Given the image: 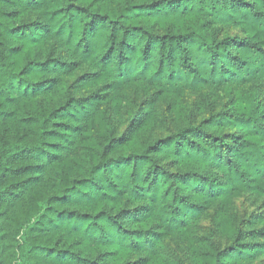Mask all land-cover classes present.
I'll return each mask as SVG.
<instances>
[{
  "label": "trees",
  "instance_id": "16d2710c",
  "mask_svg": "<svg viewBox=\"0 0 264 264\" xmlns=\"http://www.w3.org/2000/svg\"><path fill=\"white\" fill-rule=\"evenodd\" d=\"M263 85L264 0H0V264L264 260Z\"/></svg>",
  "mask_w": 264,
  "mask_h": 264
},
{
  "label": "rangeland",
  "instance_id": "374dc122",
  "mask_svg": "<svg viewBox=\"0 0 264 264\" xmlns=\"http://www.w3.org/2000/svg\"><path fill=\"white\" fill-rule=\"evenodd\" d=\"M229 32L235 33L237 31L231 29L229 30ZM260 92L262 96L264 92V85L262 86ZM195 102H196V96L194 95L190 96L189 103L193 105L192 107L193 116L195 114H198V111L194 108ZM205 114L206 113L200 112L197 116V119L195 120H199ZM173 130H174V126L168 125L167 129L157 132V135L166 136L172 133ZM263 209H264V197H258L251 193H246L234 200L233 210L237 219L239 220V222H241L242 227H244L245 223L248 220L257 216L259 212L262 211ZM212 213H213V209L207 211L206 214L203 216V218L200 221V227L198 233L201 235L209 236L210 238H212V240L217 242L219 246H223L227 241L225 237H221L218 234V231L214 227L211 217ZM258 240L260 241L261 239L258 238ZM165 250L170 258L183 257L187 262L190 263L188 249L184 245L178 244L174 240H167L165 241ZM256 262L258 264H264V260L261 258H259Z\"/></svg>",
  "mask_w": 264,
  "mask_h": 264
}]
</instances>
